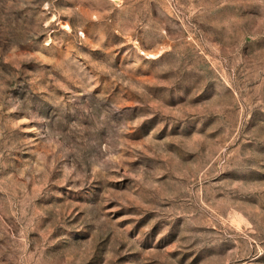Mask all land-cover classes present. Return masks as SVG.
Returning <instances> with one entry per match:
<instances>
[{
  "label": "rangeland",
  "instance_id": "rangeland-1",
  "mask_svg": "<svg viewBox=\"0 0 264 264\" xmlns=\"http://www.w3.org/2000/svg\"><path fill=\"white\" fill-rule=\"evenodd\" d=\"M0 264H264V0H0Z\"/></svg>",
  "mask_w": 264,
  "mask_h": 264
}]
</instances>
